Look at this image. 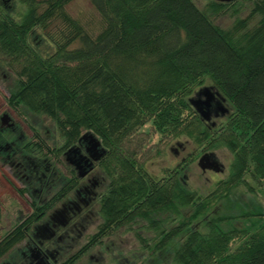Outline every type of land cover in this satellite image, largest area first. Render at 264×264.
Segmentation results:
<instances>
[{"label": "trees", "instance_id": "16d2710c", "mask_svg": "<svg viewBox=\"0 0 264 264\" xmlns=\"http://www.w3.org/2000/svg\"><path fill=\"white\" fill-rule=\"evenodd\" d=\"M25 1L29 7L20 20L0 14V62L16 75L7 103L54 119L66 136L64 149L85 129L107 149L100 162L110 178L101 200L104 222L79 253L141 218L161 236L155 244L141 236L154 260L172 246L174 264H264V211L234 216L211 209L214 199L250 185L248 177L264 186V0H254L251 13L228 29L212 16L237 0H213L208 10L194 0H90L104 22L98 34L68 12L72 0H43L42 9L40 1ZM256 14L259 23L248 29ZM36 28L53 45L51 53L40 54L30 42ZM206 78L231 105L227 119L215 125L190 102ZM147 123L165 137L188 135L203 144L201 153L227 147V177L203 196L184 184L187 161L165 177L148 174L125 146ZM30 205L33 212L2 235L0 258L43 214V206ZM187 207L193 208L190 215ZM239 219L247 223L235 226ZM170 220L175 225L163 227ZM237 238L242 240L233 250ZM79 253L64 264H75Z\"/></svg>", "mask_w": 264, "mask_h": 264}, {"label": "rangeland", "instance_id": "374dc122", "mask_svg": "<svg viewBox=\"0 0 264 264\" xmlns=\"http://www.w3.org/2000/svg\"><path fill=\"white\" fill-rule=\"evenodd\" d=\"M36 1L41 2L39 6L40 9L45 7V4L42 2L43 0ZM194 1L201 9L208 10L210 2L213 0ZM236 2V5L227 9V11L212 16L218 25L226 29L233 27L239 20L246 18L255 6L254 0H237ZM28 7L29 4L25 0H0V14L7 13L15 20H20L22 14L26 12ZM67 10L91 33L98 34L103 28V19L90 0H72L67 5ZM260 19V14L252 16L248 22L247 28L250 29L256 26ZM30 42L42 55L49 54L54 49L53 45L45 38L39 28H36L34 33L30 36ZM15 85V73L5 63L0 62V110L5 109L8 111L19 124L27 139L32 142L31 154L47 156L55 163L59 170L68 172L69 165L66 163L63 155L65 150L64 146L67 142L66 136L61 129H59L55 120L48 115L33 112L23 104L18 105L16 109L10 106L6 101V97L15 88ZM213 85V81L210 78H206L203 85L198 87L197 91L204 86ZM195 94L193 96H195ZM224 104L230 109L231 105L228 101ZM226 119L227 117L221 114L218 116L213 114L209 122L220 123ZM86 131V129L83 130V133ZM34 133L41 136V141L43 142L41 150H37V145L39 143H33L35 142L34 138H36V136L33 135ZM202 145L203 144L196 142L185 134L178 137L162 136L150 123H147L138 130L125 144L126 148L134 152V156L137 160L144 165L148 174L156 179L167 176L170 171L176 169L182 162L187 161L183 169H181V175L183 176L185 186L190 190H194L206 196L216 188L217 182L220 179L227 177L232 160V153L227 147L214 149L217 159L224 165L225 170L223 172L214 170L203 171L198 164L200 156L204 153H201L204 149ZM99 168L100 171L104 173L101 163L97 165L96 170ZM248 179L250 180V185L241 184L234 188L228 197L214 199L211 202L212 212L219 215L236 216L245 210L264 211V186L256 183L249 177ZM107 183H109L108 178ZM16 187L22 188L23 185L15 180L9 174L7 167L0 162V239L2 235L11 230L16 223L25 219L33 212L30 202L33 201L38 205L40 204V202L31 196L28 191L22 190V192L25 193L21 195ZM106 189L107 188H101L102 193H106ZM52 208L53 206L51 205L46 209ZM192 212L193 208L190 207H187L185 210L187 215H190ZM165 216L166 214L162 216L158 214L157 217L165 218ZM177 221L178 219L176 222ZM103 222L104 218L101 217L99 225L92 226L84 235L80 245L68 255L75 253L80 246L89 241L90 237L98 231ZM192 223L196 225L197 220H194ZM246 223L247 221L239 219L234 222V225L241 227ZM199 224L201 223L197 225ZM174 225L175 221L170 220L167 225L166 223L163 224V227L170 229ZM141 230L143 233L142 236L147 238L148 242L151 244H155L161 237L160 234H157V232L153 230V227H150L148 220L139 218L111 230V233H108L101 241L91 247L90 252L97 254L98 250H100L104 254L109 255V253H119L121 249H124L126 256L131 258L135 252L139 251L143 252V261L141 264H174L171 262L174 254V248L172 246L162 248L161 252L157 249V251L160 252L159 261L153 259L151 251L143 246L140 234ZM241 240L240 238L234 240L231 249H236L240 245ZM23 246V242L14 245L8 253L0 258V264H5L9 262L11 258L17 257L19 249H23ZM154 255L156 256L157 253L155 252ZM94 261L96 262V260ZM75 264H91V259L88 258L87 255H83Z\"/></svg>", "mask_w": 264, "mask_h": 264}, {"label": "flooded vegetation", "instance_id": "af4514ba", "mask_svg": "<svg viewBox=\"0 0 264 264\" xmlns=\"http://www.w3.org/2000/svg\"><path fill=\"white\" fill-rule=\"evenodd\" d=\"M79 138L72 144L79 147L76 156L74 153L66 155L71 146L63 152L69 165V173L61 171L47 156L31 154L29 148L32 142L9 112L0 110V162L23 185L22 188L16 187L17 191H28L40 202L38 206H43L44 211L37 220L29 223L21 241L23 249L18 248L17 257L5 264H64L88 244L89 241L75 253L68 255L80 245L92 226L99 225L100 218L103 217L101 188L110 185V178L100 168L96 170L102 159L94 162V168L85 176L79 175L75 162L80 156L92 151L89 140L79 141ZM34 139L33 143L43 144L40 135ZM23 193L25 192L21 195ZM51 205L53 208L47 210ZM140 234L143 235L142 230ZM90 250L91 247L82 250L77 261L83 255L91 259V264H141L143 261V252L139 251L132 253L133 257L129 258L124 249L109 255L100 250L97 255Z\"/></svg>", "mask_w": 264, "mask_h": 264}, {"label": "water", "instance_id": "95a60500", "mask_svg": "<svg viewBox=\"0 0 264 264\" xmlns=\"http://www.w3.org/2000/svg\"><path fill=\"white\" fill-rule=\"evenodd\" d=\"M218 1L229 3L236 0ZM226 101L227 99L214 86H204L197 91L195 96L190 98L191 104L199 112L202 119L206 121H211L213 114H215V116L220 114L225 116L228 114L230 109L225 106L224 103ZM4 116L6 117V115ZM212 124L215 125L216 122H213ZM83 139L89 140L93 152L91 151L89 154L80 156V158L75 162L80 176H85L89 173L94 168V162L101 160L107 152V149L103 146L102 141L92 131H86L83 133L79 138V141H82ZM78 150L79 147L77 145H73L67 150L66 155L74 153L76 156L78 154ZM198 164L203 171L214 170L217 172H223L225 170L224 165L217 159L215 152H206L201 155Z\"/></svg>", "mask_w": 264, "mask_h": 264}]
</instances>
